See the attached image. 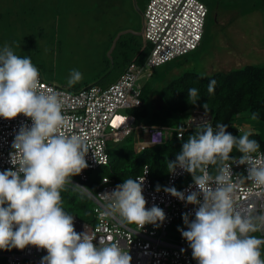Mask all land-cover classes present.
I'll list each match as a JSON object with an SVG mask.
<instances>
[{"label": "clouds", "instance_id": "9594fccd", "mask_svg": "<svg viewBox=\"0 0 264 264\" xmlns=\"http://www.w3.org/2000/svg\"><path fill=\"white\" fill-rule=\"evenodd\" d=\"M81 79L82 73L72 70L69 87ZM216 84L214 79L209 81L210 95ZM198 99V89L190 88L188 100L196 105ZM62 107L55 91L41 90L40 73L30 57L14 54L8 45L0 49V117L10 120L23 114L32 120L31 127H20L12 143L15 170L0 172V249L23 250L28 245L46 249L41 264H131L129 252L119 245L102 239L96 244L88 231L77 233L73 215L62 207L61 192L67 185L90 191L72 182L73 176L88 167L85 157L89 148L83 137L61 131L68 123ZM202 107L207 114L208 103ZM258 118V112L251 114L252 120ZM227 128V124L217 123L214 131L211 123L205 122L202 131L183 143L175 160L167 161L170 174L177 168L191 174L195 190L187 195L175 187H164L163 191L197 205L193 220H189V213L182 216L187 230L178 231L198 264H264V239L249 235L264 230V214L236 211L232 196L236 188L232 164L246 165L244 179L264 186V154L253 156L260 144L249 138L251 133L237 137ZM151 143H162L159 131ZM234 148L242 154L238 159L230 156ZM209 165L214 166V175ZM143 184L144 176L127 178L102 194L108 200L109 212L119 213L124 221L142 229L146 224L159 226L166 218L156 205L146 209ZM156 191H161L160 185Z\"/></svg>", "mask_w": 264, "mask_h": 264}, {"label": "built area", "instance_id": "2783aa9c", "mask_svg": "<svg viewBox=\"0 0 264 264\" xmlns=\"http://www.w3.org/2000/svg\"><path fill=\"white\" fill-rule=\"evenodd\" d=\"M207 15L208 9L200 0H149L143 13V36L150 50L143 62L127 63L118 79L105 88L91 85L78 91H69L45 81L38 69L41 90L51 89L61 98L62 112L68 121L67 127L61 131L67 135L83 137L89 148L85 157L88 167L76 175L78 183L75 184L83 186L89 179L90 171L108 164L109 141L119 143L134 134V149L141 151L165 144L172 135L181 139L184 132L203 127L205 122L212 123V116L201 109L191 110L173 129L135 126L134 116L128 113L141 107V81L149 78L153 69L178 60L200 46ZM22 125L31 127L32 120L23 114L10 120L0 117V172L15 170L10 154L14 152L12 143ZM158 131L162 143L152 144V137ZM261 154L264 152L258 151L253 156L259 157ZM246 167L232 164V180L236 184L232 194L234 208L242 214H264V186H256L244 179L247 175ZM185 172L177 168L175 174L169 173L165 187H175L186 195L189 190H195L193 181L182 187L176 186ZM143 176L142 194L147 202L145 207L150 209L156 205L161 208L166 216L162 224H146L142 229L124 221L119 213L109 212L108 200L102 194L113 191L122 183L102 177L94 190L79 191L92 202L94 221L88 223L73 217L74 230L77 233L88 231L96 244L102 239L106 244L119 245L129 252L131 264H198L192 257L188 241L178 231V228L187 230L182 216L189 213V220H193L197 205L187 204L165 193L163 188L157 192L151 185L147 166L132 179ZM257 232L258 238L264 239V230ZM46 255V249L28 245L23 250L16 249L13 253L5 254V258L6 264H41Z\"/></svg>", "mask_w": 264, "mask_h": 264}, {"label": "rangeland", "instance_id": "374dc122", "mask_svg": "<svg viewBox=\"0 0 264 264\" xmlns=\"http://www.w3.org/2000/svg\"><path fill=\"white\" fill-rule=\"evenodd\" d=\"M200 1L208 9L201 46L153 69L151 76L141 81L150 89L148 109L153 101L159 106L161 88L185 72L210 75L247 64H264V0ZM148 2L0 0V49L8 45L14 54L30 57L43 79L59 88H105L118 79L127 63L150 50L143 36V13ZM72 70L82 73V79L69 87ZM256 127L255 120L243 117L241 136L257 131ZM120 146L113 141L107 144L109 152ZM72 182L78 183L77 176ZM67 187L74 190L71 184Z\"/></svg>", "mask_w": 264, "mask_h": 264}, {"label": "trees", "instance_id": "16d2710c", "mask_svg": "<svg viewBox=\"0 0 264 264\" xmlns=\"http://www.w3.org/2000/svg\"><path fill=\"white\" fill-rule=\"evenodd\" d=\"M146 54L143 57L141 55L138 56L134 62H143ZM213 79L217 81V84L214 94L210 95L207 87L209 81ZM193 87L197 88L199 92V99L196 105H193L192 101L188 100V90ZM149 99L150 89L143 84L141 107L131 110V112L128 111L135 118V126H155L173 129L188 116L191 110L201 109L204 111L202 105L207 102L209 106L208 113L212 116L211 125L214 131L217 123H223L228 125V132L239 137L241 136L239 131L241 119L243 117L251 118L253 112H258L259 118L255 120L257 131L247 133H251L250 139H254L260 144L258 151L264 152V64H247L243 67L234 68L226 72H214L210 75L185 72L161 88L159 106L153 101V107L148 109L146 103ZM182 116L184 118L181 119ZM202 130L203 127L186 131L181 139H177L175 135H172L165 144L147 147L141 151L134 149L136 138L134 134H131L119 142L121 143L120 147L112 152L108 151V164L90 171L88 181L83 184H86L88 187H85L92 190L102 177H108L117 183H123L125 179L141 174L143 167L147 165L152 187L156 188L157 185H160L162 189L166 185V179L169 174L167 161L175 160L176 155L182 150V145L189 136ZM240 155L242 154L236 148L230 153L233 158ZM208 170L213 175L215 174L214 166L209 165ZM191 181H193L191 174L185 172V175L177 181L176 186L182 187ZM61 197L62 207L68 214L81 221L93 223V205L87 197L68 187L61 192ZM249 235L258 237V232L249 233ZM15 251L16 248L10 250L0 249V264H6L5 254ZM261 253V258L264 259V245L261 246Z\"/></svg>", "mask_w": 264, "mask_h": 264}]
</instances>
